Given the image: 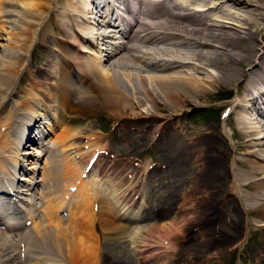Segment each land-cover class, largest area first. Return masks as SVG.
I'll use <instances>...</instances> for the list:
<instances>
[{
	"label": "bare ground",
	"instance_id": "1",
	"mask_svg": "<svg viewBox=\"0 0 264 264\" xmlns=\"http://www.w3.org/2000/svg\"><path fill=\"white\" fill-rule=\"evenodd\" d=\"M87 1L93 6L91 10L94 8L93 11L99 18L101 17L99 22L97 21L99 18L91 16L93 12L88 8ZM112 1L113 3L108 0H0V21L9 30L5 35L0 34V108L9 106L8 112L2 116L3 120H7L4 122L7 126L3 129L4 133H0V206L6 203L2 212L0 211V222L6 220V217H11L15 221L6 220L7 223L17 226L18 215L23 216L26 213L25 219L31 220L43 209L47 224L52 223L60 220L55 216V212L64 206H62L64 200L73 199V202H70L74 203V206L69 211L67 223L73 225L72 227L83 228V234H78L75 238L76 243L75 240L73 242L69 239V242L72 241L71 245H68V242L64 245V237L67 236L64 234L67 232L62 234L56 230L58 226L48 224L49 228L56 231L53 241L57 249L51 250L46 245L45 247L41 245L39 250L34 248L33 252H40L35 253L34 258L31 251L23 253V245L20 243L24 244V240L30 239L26 237L28 231L13 236L4 235L0 231V264H24L31 260L43 264H99L103 261L124 264L122 259L118 258L119 255L112 257L109 254L108 249L111 250L114 244L106 247L103 254L99 250L104 242L101 239L108 234V228L105 229L106 223L111 225L109 233L129 234L126 224H114L113 221L106 220L108 217H111V220L116 217L120 220L136 218L137 215H133L136 210L133 209L134 206L131 207L134 203L132 199L134 182L128 181L122 193H119L117 202L122 203L121 208L119 205L118 209L115 205L104 207L106 210H103L102 206L99 207L103 197L99 199L97 189L90 184L91 182L87 185L88 178L87 181L82 180L79 174L85 172L82 175L84 177L87 172L86 163L96 154H111L102 141L107 135L102 134L100 130L97 131L92 125L84 131H77L71 130L64 118L59 121L51 119L45 108L47 99L57 102L62 115L76 108L83 114V108L89 107L87 110H103L117 121L128 117L124 116L125 112L130 114L128 117L130 119L136 117L135 114H142L141 117L146 119L161 118L162 121L157 123L152 133L159 130L160 139L164 141L166 139L160 143V151L169 149L173 151V156L179 157V160L175 157L170 159V168L176 177L183 174L185 178L182 191L179 193L174 191L172 194L170 192L167 196L187 201V207L182 205L178 207L172 218H166L167 213L164 210L155 212L156 214H145L143 218L153 222L144 225L139 233H135L138 234L136 238L141 243H146L144 240L147 239V234L153 231L158 233L156 235L159 239L168 236L171 238L175 233H187L185 226L181 228L184 222L186 225L192 224L188 228L191 230L200 225L205 235L202 239L207 237L208 243L213 244L211 243L213 240L215 245L224 249L228 245L237 241L239 244L244 240L239 232L241 225H244L239 214L242 213L254 217L253 225L262 232L263 237L256 247L260 250L258 259H264V122L253 120L247 110L253 107L258 115L264 118V109L257 105V99L262 98L260 103L264 102V0ZM114 8H123V17L110 20ZM106 20L113 24L118 22L121 27L123 24L126 30L112 34L106 27ZM16 27L22 29L21 34L14 32L17 30ZM40 35H46L52 42L55 41L53 47L56 49L50 46L49 51L56 53L53 65L58 66L51 68L52 65L48 70L41 66L46 70L48 78H53L49 82H44L45 86L40 83V73L34 72L35 70L41 72L40 68L24 67V64L27 65L24 48L21 52L15 48L16 45L14 47L10 45L19 44V41L33 42ZM114 37L120 38L121 41L114 42L109 39ZM257 37L260 40L258 43ZM2 40L4 43H1ZM46 42L48 43V40ZM105 44L114 48L108 50ZM103 50H106V53H103ZM256 52L260 54L258 57ZM21 58L23 64L20 66ZM39 60L42 58L39 57ZM22 73L25 76H22ZM19 77L25 79L26 84L23 89L21 88L24 95L19 101L13 102L11 98L14 97V80ZM219 85L239 87L238 101L233 99L226 105L230 106V110L225 119L229 118L233 122L242 138L240 144L239 138L230 127V136L235 139L233 147L230 142L232 152L224 145V139L227 137L229 140L227 133L213 130L210 125L203 129L182 131L178 119L174 118L184 110L185 104H194L199 98H208L211 95V88ZM37 93L44 94L47 99H42ZM244 102L249 106H245ZM20 108L24 110H19ZM160 111H165L166 115L160 117L158 113ZM89 112L91 114V111ZM55 122L60 123V127L63 128L62 133L57 134L55 140L51 142L43 135L53 132L51 129ZM132 126V123L126 125L119 123L113 132L114 136H120L121 139L131 138L130 140L134 141L137 137L144 138L151 133L149 126L145 130ZM179 130L181 132H178ZM31 143L36 147H24ZM173 143L175 146H172ZM58 156L61 157V162L57 160ZM43 157L44 164H40L38 160ZM58 161L63 167L61 173L69 181L67 190H71L66 191L67 195L64 194L63 197L58 196L59 198L55 197L57 185L51 184L54 178H59L53 175L54 168L59 166ZM100 165V171L96 172L100 176L114 170L110 161ZM122 167L120 172L123 170ZM184 168L186 169L183 170ZM38 170H42L40 179L36 178ZM59 179L61 181V177ZM107 179H112L116 186L124 185L123 181L119 184L114 178ZM71 181L73 183H70ZM36 199H40L42 204L33 207ZM128 199L129 203L124 206ZM227 199H233L235 205ZM216 201L219 203L218 206L215 205ZM24 204L29 205L28 210ZM68 207L70 208V205ZM140 212L143 213V210ZM192 212L193 216L190 215ZM103 213L105 215L109 213V216H105L106 220L105 217H101ZM211 213L212 216H209ZM92 216L96 217L94 220L98 223L100 234L98 239L96 233L95 237L93 234L96 230L92 228L94 225ZM244 222L246 228L251 224L247 219ZM89 226L94 230L90 231ZM39 227L40 225L35 231L37 235L33 238L35 242L36 240L46 242V229ZM76 234L70 230L68 237ZM115 238L113 236L114 242ZM167 240L168 244L169 239ZM171 240L169 244L174 243V240L172 243ZM196 240L195 238L190 240L189 244L198 246L199 241ZM140 241H137L140 248L138 251L144 255L138 260L142 262L144 259L143 264L147 263L154 253L148 252L145 247L147 245H140ZM62 245L65 247V253L60 249ZM13 246L16 248L13 249ZM95 248L98 251L97 255L92 252ZM40 254L43 257H38ZM160 257H163L162 254ZM250 260L253 262L254 258Z\"/></svg>",
	"mask_w": 264,
	"mask_h": 264
},
{
	"label": "rangeland",
	"instance_id": "2",
	"mask_svg": "<svg viewBox=\"0 0 264 264\" xmlns=\"http://www.w3.org/2000/svg\"><path fill=\"white\" fill-rule=\"evenodd\" d=\"M87 3L89 4L88 8L91 9L92 5H90V2L87 1ZM92 15L93 14L91 13V16ZM93 16H95V15H93ZM90 19H92V18H90ZM32 26H34V25H32ZM16 28H17V30L14 31V32H17V34H21L22 33V29L20 27H16ZM29 29H31V28H29ZM29 29H28V31H29ZM51 29H52V27H51ZM8 31L9 30L7 29V26L0 21V34L5 35V33L8 32ZM48 32H49V30H48ZM47 35H50V34H47ZM42 36L43 35L38 36L36 39L33 40V42H32V40H30L31 42L30 41L29 42L28 41L27 42L26 41H22V42L19 41V44L12 43L10 45H12V47H14L16 45L15 48L20 49L19 51L23 52V50H24V52H26L25 58L27 59L26 60L27 65L24 64V67L27 66V68H29V67L31 68V66H33L34 67L33 69H36V68H40L41 69V72L37 71V70H35L34 72L35 73H37V72L40 73L41 82L40 81L39 82L44 84V82H49L53 78H48V76L45 74L46 70H43L41 68V66L48 70L53 65V61L56 58V53H54V51L51 52V50L49 51V47L51 46L54 49H56V47H53L54 44H55L54 43L55 41L52 42L49 39V37H51V35L49 37L44 35L43 36L44 39H42L43 38ZM13 38L15 40V37H13ZM38 38H40V39H38ZM109 39H111L114 42L121 41L120 38H117V37L109 38ZM256 39H257V43L260 42L258 37ZM46 40H48V43L46 42ZM1 43H4L3 40H2ZM104 46L108 50L110 48H114L112 45L105 44ZM102 52L106 53V50H103ZM259 55L260 54L256 52V56L258 57ZM39 57L42 58V60H39ZM51 58H52V60H51ZM20 61H19L20 62L19 65L21 66L23 64V59L21 58ZM24 63H25V61H24ZM248 66H250V65H248ZM19 67H18V69H19ZM54 67L57 68L58 66L57 65H53L51 68H54ZM245 67L246 66H244V69H245ZM242 68H243V66H242ZM20 73H21V70H20ZM20 73L18 72V74H20ZM21 75L25 76V74H23V73ZM17 79L18 78H16L14 80V92H13L14 97L11 98V100L13 102L16 101V100L19 101V99H21V96L24 95L21 92V88L23 89V86L26 84L25 83V79L23 77H19V79L18 80ZM46 85L49 88L48 83H46ZM44 86H45V84H44ZM211 89H212L211 90V95L208 98L207 97L206 98H199V99L196 100V103H194V104H185L184 110L180 114H178L177 116H174V118L178 119V123H179V126H180L182 131L193 130L194 128L195 129H198V128L199 129L200 128L203 129L207 125L208 126L210 125L213 130H216V131L218 130V131L224 132V134L227 133L228 136H229L228 137L229 140L226 139L227 138L226 137L224 139V143H225L224 145H226L230 149V152H232V147H233V144L235 142V139L230 136V134H231L230 127H231L233 133L235 134V136H237L239 138L240 144H241L242 138L240 137L237 128L234 127L233 122H231V120L229 118H228L229 120L225 119L226 116L228 115V111L230 110L229 109L230 106L226 107V105L228 104V101H230V100L237 99V101H238L237 94L239 92V87L237 85H230V86L219 85L217 87H212ZM1 92H3V91H1ZM37 94H40L42 96V99H44V100L47 99L46 96H44V94H42V93H37ZM257 101H258V99H257ZM260 104H261L260 108L264 109V102L260 103V101H259V103H257L258 106ZM244 105L245 106H249L247 104V102H244ZM8 108H9L8 105L5 106L4 109L0 108L1 109L0 110V130L2 128L0 133H4L3 129L5 128V126H7V125H5L7 120L6 119L3 120L2 116H4L8 112ZM45 108H47V111H48L47 115L50 116L51 118H53L55 121H59V120H61V118H64L66 120V125L71 130L84 131L85 129H88V126L92 125V126L95 127V129L97 131L100 130V132L102 134L107 135V137L103 138L102 141L105 144V146L108 147V151H111V154H109V155L108 154L107 155H103V154L98 155L97 156V161H95V165L92 168H90V170H88L86 172L84 177L82 175L85 172L84 173L82 172L81 174H79V177L82 180H86L87 181V178H88L87 185L91 182L90 184L93 185L97 189V191L100 194L99 196L101 197V198L98 197L99 199H102V197H103V201L101 203H99V207L102 206L103 210H106L104 207H106V206L111 207L112 205H115L116 209H118V205L120 206V208L122 207V203L117 202V198H118L119 193L123 190V187L125 188L127 186L126 183H128V181L129 182L130 181L134 182V187L135 188H134L133 192H136L135 193L136 195L139 194L136 197V201L135 202H136V204H138L139 207H142L146 211L145 214H147V213H148V215H149V213L150 214H153V213L156 214V213H159L161 210H164V212L167 213V217L166 218H170V217L172 218L174 212L177 211L176 209L178 207H180L181 205L183 207H185V206L187 207V204H186L187 201H185L183 199H179V198L177 199L174 196L173 197H171V196L168 197L174 191L176 193H179V192L182 191V189L184 188V184H185V181H184L185 178H184L183 174H179L178 177H176L174 175L175 173H172V170L170 168L171 167L170 166V162H171L170 159H174V157H175V159L179 160V157L173 156V151L172 150L169 151V149H167L166 151H163V152L160 151L159 145H160V143L165 142L166 139H165V141L163 139H160L159 130H156V132H155L156 134L152 133V131L154 130V127L157 126V123L161 120V118L155 119V118L152 117L150 119H146V118L141 117L142 114H140V115L135 114L136 117L130 119V118H128L130 116V114L128 112H125L124 116H128V117H123L122 121H117L110 114H107L106 112H103V110H100V109H97V108H96L97 111H95L94 109H92L93 111L92 110H87L89 107H86L85 109L83 108V110H84L83 114H82V112H79L78 109L76 108L75 110H71L69 113L67 112L65 115L64 114L62 115V112L58 109L57 102L56 101H51V100H48V99L45 101ZM227 109H228V111H226ZM19 110H24V109L20 108ZM247 110H248V115L250 117H252L253 120L258 121V122H264V118L259 116L258 113L256 112V110L253 109V107L250 108V109L248 108ZM89 111H91V114H90ZM95 112H96V114H95ZM170 112L175 113V111H170ZM170 112H168V113H170ZM158 113H159L160 117H163V116L166 115L165 111H160ZM23 114H25V113H23ZM26 115H28V114H26ZM171 117H173V115H171ZM119 123H122L124 125L132 123L133 124L132 127H134L135 129L139 128V129H142V130L147 129V127L149 126V130H150L151 133H148L149 135L144 137V138H142L143 136L142 137H137L135 139L136 141L135 140L134 141L130 140L131 138H127V139L126 138H122L121 139L120 136H114V133H113L115 128L118 126ZM60 126H61L60 123L56 124V122H55V125L51 129V130H53V132L51 131V133L48 134L46 140H51V142L53 140H55V137L57 136V134L62 133L61 131H62L63 127H60ZM181 130H179L178 132H181ZM151 134H153V135H151ZM124 139H126V140H124ZM168 139H170V138H168ZM230 142L232 143V145H231ZM112 143H114V144H112ZM173 144L174 145H172V146H175V143H173ZM160 154H162V155L160 156ZM125 156H127V157H125ZM116 157H118V158L120 157V158L118 159ZM166 157H167V159H166ZM181 157H183V156H181ZM60 158L61 157H59L57 160L60 161ZM133 159H134V161H133ZM106 161H110V163L112 164L111 166H113L112 169H114V170L111 169L112 172H108L105 176H100L96 172L100 171V169H101V165L100 164H104V163H106ZM60 162H59V166L56 165L58 168L57 167L54 168L53 175H54V177H55V175H57L59 178L61 177V181H60L59 178L56 179L57 178L56 177L51 182V184L53 183V184H56L57 187L59 186L58 188L57 187L55 188V189H57L56 196L53 194V196H55V197H58V196L59 197H61V196L63 197L64 194L67 195L66 191L70 192V190H67L68 189L67 184L69 185V181L66 180L64 175L61 173V171H63V167L61 166L62 164ZM144 162L146 164H144ZM39 163L40 164H44V157L42 159L40 158V162ZM84 164H85V162L83 161V165ZM152 164H153V166H152ZM121 166H123L122 167V169H123L122 172H120V167ZM146 167H148V168L151 167V168H149V169L147 168L146 169ZM185 169L186 168H184L183 170H185ZM179 170H180V168H179ZM40 171H41L40 173H39V170L36 173V178H38V179H40L42 177L41 176L42 170H40ZM136 171H138V172H136ZM169 174H171V175H169ZM134 176H136V177L134 178ZM124 177H127V178H124ZM107 178H114V179L117 180V183L119 182V184H121L120 181H123L124 185L116 186V183L115 182L113 183L112 179L108 180ZM75 180H78V179H75ZM179 180H180V182H179ZM72 181L70 183H73ZM171 181H172V183H171ZM75 182H77V181H75ZM161 182H163V183H161ZM170 183H171V185H170ZM39 184H41V183H39ZM64 184H66V186H64ZM181 185H183V186H181ZM60 189H62L61 190L62 192L60 191ZM63 189H64V193H63ZM45 191H47L46 188H45ZM148 192H149V194H148ZM227 200L229 202H231V204L235 205V201L233 199H231V200L227 199ZM69 201L73 202V199L64 200V204H63L64 206L59 211L55 212V214H56L55 216H57V217L59 216L58 218L60 220L55 221V222L53 221L52 223H50V222L48 223V224H50V225L52 224V225H54L56 227L58 226L56 228V230L60 231V233H62V234H64V232L65 233L67 232V234H64V235H67V236L64 237V242H63L64 245L67 244V242L69 243L68 245H71L70 242L72 243L73 240H75V242L74 241L73 242L76 243V239H75V238H77L76 236L78 234H83L82 233L83 232V228L79 229V227L77 228L76 226H75L76 227L75 228V227H72L73 225H70L69 223H67V217L69 216V214L67 216V212L71 211L73 206H74V203L71 204L72 202H69ZM40 202H41L40 199L39 200L36 199L35 202H34V205H36V204L38 205ZM51 202H52L51 204L53 205L54 204L53 203L54 199ZM65 203H66V205H65ZM57 204H55L54 207H56ZM88 204H87V207L89 206ZM67 205L68 206L70 205V208ZM215 205L216 206L219 205L218 201L215 202ZM165 208H166V210H165ZM88 209H89V207H88ZM135 210L140 212L139 208L135 209ZM136 211L133 214V215H135V214L137 215L136 216V220L133 221V222H130V223L126 222L127 226H128V229H129V234H127L128 236L125 235L124 233H122L123 235L122 234L109 233L110 232L109 229H110L111 225H109L110 223H106L105 229L108 228V231H107L108 234L106 233L105 235H107V236H105V238L103 237V239H101L102 241L105 242V244L103 242L101 244L103 246L100 247V250H99V251L102 252V254H103V252H106V247H108V246L110 247L111 244H114L115 246H112L111 250H110V248L108 249L109 254L112 255V257H113V255L114 256L115 255H119L118 258H121L122 259V263H124V264H142L144 259L142 260V262H140L139 260H141V259L139 257H142V255H144V254L142 252H141L142 254L141 253L139 254L138 250L140 248L137 245L138 244L137 241H140V240H138V238H136V236L138 234L135 235V233H137V232L139 233L140 230H142V228L144 227V225L149 224V223H151L153 221L144 219L143 217L145 216V214H143V216L139 217L140 215H138V212H136ZM103 214L101 216L103 218L105 216H109V213H107V215H105V214L103 215ZM193 214H194V212H192L190 215L193 216ZM239 214H240V216L242 218V222L244 223V225H245L244 220H246V219H247L248 222L251 223L250 225H248V228H246V226H244V225H241V227L239 229V232H240V237L244 238V240L239 242V244H238V241H237V243H233L231 245L226 246L225 247L226 249L225 248L222 249L219 245H217V244L215 245L213 240L211 242L213 244H210V243H208L209 238L205 237L204 239H202L205 235H204V231H203V229H202V227L200 225L195 226L194 229L191 230V229H188V228L192 224L186 225L183 222V224H181L182 225L181 228H183L185 226L187 228L186 229L187 233H184V234L183 233H180V234L179 233H177V234L175 233V234L171 235L172 236L171 238L168 236L165 239H163V238L159 239V237L157 236L158 233L156 231H153V232H149L150 234L149 233L147 234V239L144 240V242H146V243H141V241H140V243H141L140 245H145V244L147 246L150 245L151 247L150 246L149 247L145 246V247L147 248L148 252L154 253V256L151 257V259L152 258L153 259L152 260L150 259L149 261H147V263H149V264L152 263L153 264L155 262H157V263L159 262V264L160 263H162V264H253V263L254 264H259V263L260 264H264V259H260L262 262L258 259V252H260V250L257 249V247H256V245L259 243V240L263 237L262 236V232H261L260 229H258L256 226L253 225L252 222L255 221L254 217L252 218L249 215L245 216L242 213H239ZM96 215H97V212H95V216ZM52 216H54V215H52ZM209 216H212V213ZM93 217L94 216H92V218ZM95 218L96 217H94L92 220H94ZM110 218L111 217H108V220H106L107 217H105V220L108 221V222H109V220H110V222L113 221L112 223H114V224H117V223L122 224V221L118 222L116 220V218L113 219V220H111L112 218L111 219ZM39 219H42V221H40ZM95 220H94V222L92 221V224L94 223V225H92V228L94 227V229L96 230L95 232H93L94 237H95V233H96V237L98 239V234H99V230L98 229L99 228L97 226L98 223H96ZM47 221L48 220L45 219L44 212H43V209H42V211L41 210L38 211V216L36 214L35 218L30 222V224L26 225V226H31L32 225L31 226L32 229L30 228V230H32L33 236L30 237V239L24 240V244H23V242H20L23 245L22 246L23 253H28V251H31L32 252L31 256H32V258H34L36 256L35 253H40V252H36V251L33 252L34 248L38 249L41 245L43 247H45L44 245H46V247L50 248L51 250H52V248L53 249H57V245H55V242L53 241L54 237H55L53 235H54V233L56 231H54V228L53 229L49 228L50 225L47 224ZM39 222H42V224L39 223ZM79 222H81V220H79ZM35 225H37V226H35ZM39 225H40L39 228H44L45 227V229H46L45 234L47 236L46 237V239H47L46 242L47 243L46 242H41L40 240H36V242H35V240L33 238L34 236L37 235L36 234L37 232L35 233V231L37 230ZM90 225H91V223H90ZM102 226L104 227L103 222H102ZM70 228H74V229H70ZM88 228H89L90 231L94 230V229H91L90 226ZM70 230H72V232L75 231L77 234L72 236V237L70 236V238H69L68 234H69ZM23 232H25V231L23 230ZM152 233H154V234H152ZM2 234L7 235L6 233H2ZM174 235H176V236H174ZM99 236H100V234H99ZM113 236H114V238L117 237V238H115V240H116L115 242H114ZM59 237H62V236L59 235ZM109 237H111V238H109ZM194 238H195V240L197 239L199 241V244H198V246L196 245V247L193 244H191V245L189 244V241L193 240ZM69 239H71L72 241L70 240V242H69ZM117 239H118L119 242L117 241ZM167 239H169L168 244H167V241H168ZM171 239L174 240V243H172L173 240H171ZM170 240H171L172 244H169ZM96 241L97 240L95 239V242ZM147 241L150 242V244ZM92 242H94V240ZM191 243H193V242H191ZM162 244H164V245H162ZM16 246H13V249L16 248ZM60 247L61 246H59V248ZM62 247H64V246L62 245ZM62 247L60 249L64 250L63 253H65V247L64 248H62ZM15 250H17V249H15ZM92 250H93L92 252L95 253V255H97V253H98L97 248L92 249ZM222 250H223V252H221ZM17 251H19V250H17ZM53 251H56V250H53ZM136 251H138V252H136ZM101 252H100V254H101ZM220 252H221V254H220ZM224 252H225V255H224ZM261 253H262V251H261ZM161 254H162L163 257H160ZM16 255L18 256L17 253H16ZM253 255H254V257H252ZM38 257H43V256L40 254ZM158 257H159V259H158ZM138 258H139V260H138ZM250 258H254L253 262H252V260H250ZM16 260H18V259H16ZM147 263L144 262L143 264H147ZM24 264H43V263H38L37 260H36V262H32V260H31V261H28L27 263H24ZM99 264H115V263L112 262V261L111 262H107V263L105 261H103L102 263L100 262Z\"/></svg>",
	"mask_w": 264,
	"mask_h": 264
}]
</instances>
